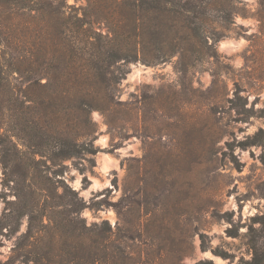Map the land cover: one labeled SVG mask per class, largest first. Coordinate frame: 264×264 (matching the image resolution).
<instances>
[{
	"label": "rangeland",
	"instance_id": "rangeland-1",
	"mask_svg": "<svg viewBox=\"0 0 264 264\" xmlns=\"http://www.w3.org/2000/svg\"><path fill=\"white\" fill-rule=\"evenodd\" d=\"M238 1L229 36L216 44L217 58L192 68L177 56L157 65L130 63L119 103L91 113L95 166L64 162L66 183L89 206L82 217L88 225L118 224L132 264H243L250 257V218L264 214V0ZM6 25L10 48L1 51L22 55L21 29ZM2 104L0 215L3 199L14 198L4 197V166L13 145L21 150L23 142ZM256 133L254 145H241ZM43 161L51 177L54 168ZM252 228L264 242V225ZM25 229L23 217L16 234L0 237V264ZM127 229L133 240L123 238Z\"/></svg>",
	"mask_w": 264,
	"mask_h": 264
},
{
	"label": "trees",
	"instance_id": "trees-1",
	"mask_svg": "<svg viewBox=\"0 0 264 264\" xmlns=\"http://www.w3.org/2000/svg\"><path fill=\"white\" fill-rule=\"evenodd\" d=\"M84 1L76 8L68 0H0V101L17 120L16 137L23 141L21 150L13 145L11 163L4 166V197L14 198L3 199L0 237L16 234L26 218L7 264L18 257L24 264H132L118 224L86 223L82 212L89 206L66 183L64 162L95 166L99 150L91 113L119 103L118 86L130 63L157 65L177 56L192 68L217 58L216 44L229 36L239 3ZM5 23L21 29L22 55L5 57L1 51L6 44L10 48L11 34L2 32L10 31ZM258 136L241 145H254ZM43 158L54 168L51 177ZM250 222V257L243 264H264V242L252 228L264 225V214ZM125 233V240H133L129 229Z\"/></svg>",
	"mask_w": 264,
	"mask_h": 264
},
{
	"label": "bare ground",
	"instance_id": "bare-ground-1",
	"mask_svg": "<svg viewBox=\"0 0 264 264\" xmlns=\"http://www.w3.org/2000/svg\"><path fill=\"white\" fill-rule=\"evenodd\" d=\"M108 163V161H106ZM103 163V169H107V163Z\"/></svg>",
	"mask_w": 264,
	"mask_h": 264
}]
</instances>
